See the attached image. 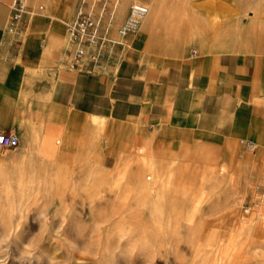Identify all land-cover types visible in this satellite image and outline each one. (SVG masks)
Masks as SVG:
<instances>
[{"label": "rangeland", "instance_id": "1", "mask_svg": "<svg viewBox=\"0 0 264 264\" xmlns=\"http://www.w3.org/2000/svg\"><path fill=\"white\" fill-rule=\"evenodd\" d=\"M60 1L56 8L55 0H35L52 18L73 21L82 0ZM116 1L111 33L123 0L112 8ZM133 2L159 6L164 24L186 37L196 28L213 34L208 47L185 39L191 48L264 49V0ZM79 129L76 120L64 126L63 155L0 149V264H264V157L256 143L222 166L201 156L177 161L156 145L119 152L115 128L99 160L75 157Z\"/></svg>", "mask_w": 264, "mask_h": 264}, {"label": "crops", "instance_id": "2", "mask_svg": "<svg viewBox=\"0 0 264 264\" xmlns=\"http://www.w3.org/2000/svg\"><path fill=\"white\" fill-rule=\"evenodd\" d=\"M10 2L0 0V132L16 134L19 147L39 153L43 141L76 120L75 157L104 158L115 128L119 152L156 145L177 161L201 156L229 166L251 142L264 157V49L167 47L164 33L160 46L150 33H136L125 47L86 46L72 68L67 60L78 44L65 30L72 18H52L28 0L31 14L16 39L6 29ZM120 6L114 39L130 0Z\"/></svg>", "mask_w": 264, "mask_h": 264}, {"label": "built area", "instance_id": "3", "mask_svg": "<svg viewBox=\"0 0 264 264\" xmlns=\"http://www.w3.org/2000/svg\"><path fill=\"white\" fill-rule=\"evenodd\" d=\"M112 0H95L89 2L82 0L78 7L76 17L73 21L65 24L66 36L70 42L76 43L77 48L68 58L67 63L74 68L85 56L86 46L106 50L110 46L118 45L125 47L124 40L129 35L136 34L145 18L149 14V7L141 2H133L129 6L125 20L117 29L118 38L114 39L110 35L114 21L117 1L111 7ZM10 16L7 23V31L16 39H20L24 34V20L31 14L28 7V0H11ZM96 8H98L96 10ZM43 10V7H39ZM193 54H197L196 51ZM249 147L251 142L248 143ZM20 145L19 137L14 133L0 132V149L4 151L16 150ZM252 208H259L253 204ZM249 209L247 210V212Z\"/></svg>", "mask_w": 264, "mask_h": 264}, {"label": "bare ground", "instance_id": "4", "mask_svg": "<svg viewBox=\"0 0 264 264\" xmlns=\"http://www.w3.org/2000/svg\"><path fill=\"white\" fill-rule=\"evenodd\" d=\"M65 5H67V4H65ZM65 5H63V6H65ZM55 7L56 8L61 7V1L60 0H55ZM149 7L151 8L150 5H149ZM153 8L154 9L150 10L148 16L145 18L140 29L142 30V33H144V34L150 33V35H152V37H154L155 40L159 39L160 34L163 31L167 32L166 42L169 45L171 44L172 46H177L178 44H182L184 42V40L187 38H191V39L200 38L203 45L208 47V45L210 46L212 44L213 39H215L213 34H210L209 31L203 32V31H199V29H197V28H196V30L193 31V33H191L190 36L186 37V35H185L186 31L185 30L177 28L178 29V31H177V30H175L176 29L175 27H173V26L167 27L168 25L164 24V13H163L164 11L159 6H157L156 8L155 7H153ZM218 40L225 42V43H230L233 41L232 38L226 37V36H222L221 38H218ZM227 48L231 49L229 46H227ZM254 145H255V143L250 144V147L253 148ZM248 147H249V144H248ZM65 151H66V148L62 144L60 138H53L50 140H45L40 145V152L43 155H47L48 153H51L53 155H63L65 153ZM246 159H251V157L250 158L247 157ZM224 169H225V167H224Z\"/></svg>", "mask_w": 264, "mask_h": 264}]
</instances>
